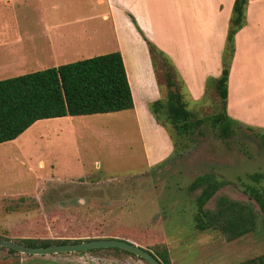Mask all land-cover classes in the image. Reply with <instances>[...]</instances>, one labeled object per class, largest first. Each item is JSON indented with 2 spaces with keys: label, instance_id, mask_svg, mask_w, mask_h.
<instances>
[{
  "label": "rangeland",
  "instance_id": "obj_1",
  "mask_svg": "<svg viewBox=\"0 0 264 264\" xmlns=\"http://www.w3.org/2000/svg\"><path fill=\"white\" fill-rule=\"evenodd\" d=\"M185 59L200 65L196 58ZM206 80L198 100L182 91L185 109L196 119L219 110L214 78ZM155 84L161 106L150 115L172 146L160 166L146 165L143 141L158 140L142 131L129 111L40 120L1 143L0 235L18 239L16 227L23 226L50 239H122L154 254L164 249L170 264H237L264 255L258 216L253 232L231 241L216 230L196 231L192 218L200 190L187 189L195 177L212 174L224 185L204 209L213 210L222 198L257 213L245 190H264V131L232 120V136L222 141L205 121L177 135L165 117L164 86L162 93ZM101 250L36 256L0 248V264H145Z\"/></svg>",
  "mask_w": 264,
  "mask_h": 264
},
{
  "label": "crops",
  "instance_id": "obj_2",
  "mask_svg": "<svg viewBox=\"0 0 264 264\" xmlns=\"http://www.w3.org/2000/svg\"><path fill=\"white\" fill-rule=\"evenodd\" d=\"M232 2L0 0V74L7 79L118 52L132 100L126 111L158 140L143 141L146 165L153 166L169 156L172 146L148 111L159 93L142 36L170 60L184 90L198 100L205 80L219 76ZM191 57L200 65L185 59ZM248 96L253 99L247 101ZM225 113L264 131V0L247 1L244 25L234 34ZM63 118L72 117L50 120Z\"/></svg>",
  "mask_w": 264,
  "mask_h": 264
},
{
  "label": "trees",
  "instance_id": "obj_3",
  "mask_svg": "<svg viewBox=\"0 0 264 264\" xmlns=\"http://www.w3.org/2000/svg\"><path fill=\"white\" fill-rule=\"evenodd\" d=\"M247 1L233 0L232 2L223 51L220 57V73L216 79L212 80V88L219 101V110L205 120L194 118L185 109L182 82L172 63L141 35L140 30L132 20L136 31L142 36L146 44L155 81L160 85L158 88L162 93L161 88L162 85L164 86L165 99L164 104L162 101V105L165 107V117L177 132V135H186L207 121L209 126L217 131V137L220 140L224 141L232 136L231 126L234 122L225 113L226 80L233 54V37L244 25ZM157 59L160 67L158 69L159 74L156 69ZM160 106L158 101L153 102L148 105V111L153 115ZM130 109H132L130 90L121 56L118 52L98 55L55 68L2 79L0 80V144L14 140L39 120L64 116L76 117L114 113ZM246 129L250 130L249 127H246ZM260 138L264 139L263 135H260ZM163 162L156 166L162 165ZM223 185V182L212 174L197 176L189 184L187 187L189 191L200 190L195 198V213L192 218L193 228L200 232L216 230L227 241H231L253 232L256 225V216L261 220L260 226L264 227L263 189L247 188L245 190V193L256 204L257 213H254L247 206L229 202L222 198L218 200L213 210L204 209L206 202ZM23 199L20 198L19 200ZM16 230H18V239H15L13 235V237L0 235V238L13 240L29 248H44L89 241L50 239L45 234L33 235V233L39 234L36 229L28 228L25 230L23 226L16 227ZM109 250L122 252L116 249ZM96 251L102 250L97 249L89 252ZM8 252L12 251L8 250ZM149 253L159 264H170L164 249L155 254ZM237 264H264V255Z\"/></svg>",
  "mask_w": 264,
  "mask_h": 264
},
{
  "label": "water",
  "instance_id": "obj_4",
  "mask_svg": "<svg viewBox=\"0 0 264 264\" xmlns=\"http://www.w3.org/2000/svg\"><path fill=\"white\" fill-rule=\"evenodd\" d=\"M0 248L11 250L13 252L23 255H50V254H69L76 252H86L97 249H116L138 259L146 262L147 264H159V262L147 250L124 240L118 239H96L89 241H81L74 244H62L40 248H29L18 244L12 240L0 238Z\"/></svg>",
  "mask_w": 264,
  "mask_h": 264
}]
</instances>
